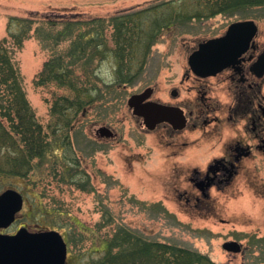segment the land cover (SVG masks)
I'll return each instance as SVG.
<instances>
[{
	"label": "rangeland",
	"instance_id": "374dc122",
	"mask_svg": "<svg viewBox=\"0 0 264 264\" xmlns=\"http://www.w3.org/2000/svg\"><path fill=\"white\" fill-rule=\"evenodd\" d=\"M198 5L199 0H0V42L7 39L23 87L44 127L54 121L53 102L69 92L54 82L37 85L55 52L37 37V22L18 47L13 33L24 28L20 19L60 13L108 17L146 9V27L169 18L146 57L136 51L124 64L111 50L113 29H104L110 50L94 54L90 62L76 68L82 85L94 87L84 97L89 105L77 117L72 147L56 148L26 178L0 176V193L15 188L25 198L16 221L3 232L15 233L21 227L58 230L68 244L67 264H91L122 228L148 240L199 251L218 264H264V155L246 161L232 183L214 186L210 196L203 197L189 178L194 168H206L219 154L231 128L209 136L204 129L190 127L171 139L161 128H144L128 106L132 94L149 86L155 88L152 99L158 101L165 100L175 86L182 88L183 96L191 95V81H181L189 69V53L235 20L254 19L259 25L258 41L264 45V7L190 17ZM69 43L63 41L58 49H66ZM121 71L137 77L125 82ZM116 82L118 88L110 85ZM102 125L111 126L116 136L98 137L96 130ZM195 149H199L198 159L193 157ZM228 240L239 241L243 250H225L222 245Z\"/></svg>",
	"mask_w": 264,
	"mask_h": 264
},
{
	"label": "trees",
	"instance_id": "16d2710c",
	"mask_svg": "<svg viewBox=\"0 0 264 264\" xmlns=\"http://www.w3.org/2000/svg\"><path fill=\"white\" fill-rule=\"evenodd\" d=\"M198 6L190 17L237 14L244 9L264 7V0H199ZM147 13L148 9L135 13L120 12L108 17L60 13L20 19L24 28L13 33L18 47H22L24 39L30 37L32 26L37 22L40 24L35 29L37 37L45 47H52L55 52L36 81L37 85L54 82L69 93L53 102L50 112L54 121L44 127L23 87L22 76L7 39L0 42V176L26 178L35 169V164L56 148L72 147L71 133L77 117L89 105L84 97L94 87L82 85L77 66L90 62L94 54L103 52L104 55L110 50L102 33L108 26L113 29L111 50L123 64L129 63V55L136 51H141L146 57L160 29L169 19L155 20L154 26L146 27ZM65 40L70 41L69 46L59 50ZM136 75L131 71L127 74L121 71V79L125 82L132 81ZM110 85L118 88L117 82ZM107 244L104 253L91 264H218L207 254L165 241L148 240L125 228L117 230Z\"/></svg>",
	"mask_w": 264,
	"mask_h": 264
},
{
	"label": "flooded vegetation",
	"instance_id": "af4514ba",
	"mask_svg": "<svg viewBox=\"0 0 264 264\" xmlns=\"http://www.w3.org/2000/svg\"><path fill=\"white\" fill-rule=\"evenodd\" d=\"M258 34L259 31L237 62L216 74L200 76L189 67L181 81H191V95L183 96L182 88L175 86L165 100L159 101L175 112L171 121L165 120L157 127L171 139L190 127L194 131L204 129L209 136L221 134L224 127L231 128L219 154L213 156L206 168H194L189 178L206 198L214 186L232 183L246 161L264 155V45L258 41ZM154 92L153 87L152 96ZM136 118L141 124L142 119ZM193 157H200L199 149L193 151ZM186 198L191 205L193 196Z\"/></svg>",
	"mask_w": 264,
	"mask_h": 264
},
{
	"label": "water",
	"instance_id": "95a60500",
	"mask_svg": "<svg viewBox=\"0 0 264 264\" xmlns=\"http://www.w3.org/2000/svg\"><path fill=\"white\" fill-rule=\"evenodd\" d=\"M257 31L258 26L252 19L233 22L224 35L198 44L188 58L191 69L198 75L208 76L237 62ZM152 93L153 88L148 87L128 99L133 114L142 117L149 130L165 120L171 121L175 113L173 107L149 100ZM96 134L101 138L116 135L108 125L98 127ZM23 205V194L14 188L0 194V264H67L68 244L58 230L31 231L22 227L14 234L1 231L16 220ZM222 246L229 252L242 251V244L237 240L225 241Z\"/></svg>",
	"mask_w": 264,
	"mask_h": 264
}]
</instances>
